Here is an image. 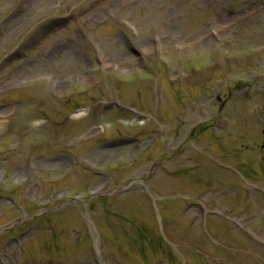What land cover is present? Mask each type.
<instances>
[{"label": "rangeland", "instance_id": "1", "mask_svg": "<svg viewBox=\"0 0 264 264\" xmlns=\"http://www.w3.org/2000/svg\"><path fill=\"white\" fill-rule=\"evenodd\" d=\"M264 0H0V264H264Z\"/></svg>", "mask_w": 264, "mask_h": 264}]
</instances>
